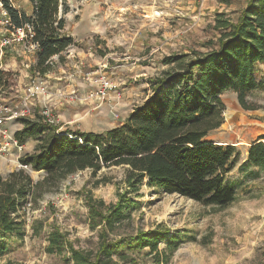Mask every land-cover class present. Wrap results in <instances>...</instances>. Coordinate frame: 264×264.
<instances>
[{"label": "rangeland", "instance_id": "374dc122", "mask_svg": "<svg viewBox=\"0 0 264 264\" xmlns=\"http://www.w3.org/2000/svg\"><path fill=\"white\" fill-rule=\"evenodd\" d=\"M246 1L60 0L68 10L64 15L65 32L74 45L63 54V64L53 58L49 83L54 87V75L63 72L66 78L72 67L80 64L82 75L89 73L93 78L104 75L121 95L116 100L110 91L108 99L98 107L92 101L71 106L69 109L76 112L74 119L78 122L72 126L59 122L60 132L78 131L76 127L81 124L84 127V123L93 133L122 125L129 113L152 94L149 81L169 68L163 65V58L208 50V42L215 41L219 34L214 27L216 15L223 13L235 21ZM9 3L28 12L29 5L24 0H9ZM2 11L0 6V72L4 73L0 80V109L3 106L20 109L29 78L34 74L33 57L26 42L11 41L13 37L3 24ZM255 76L264 81V64L258 66ZM76 82L86 84L82 76L74 81L66 80L68 86ZM59 89L68 94L75 88ZM87 93L88 90L78 92L82 97ZM221 100L225 106L223 123L207 139L234 145L239 153L234 169L226 176V182L235 188L236 200L222 209L203 206L149 187L144 180L138 191L131 194L137 208L114 231V237L161 226L169 229L170 235L180 234L178 246L165 264H264V169H239L250 145L263 134L264 82L261 89L248 95L250 110L238 104L233 92L224 93ZM32 104L31 113L38 112L39 102ZM22 126V121L12 120L5 128L14 136ZM18 144L21 150L11 147L0 153V174L6 177L22 169L34 185L45 173L23 169L18 163L25 154L33 152L36 142L26 138ZM124 180L125 168L111 166L103 167L95 176L89 171L78 172L55 187L46 184L34 191L29 196L30 210L20 207L13 216L23 223L25 233L20 239H7L0 264H71L66 262L65 252L60 255L47 252V235L54 230L65 235L75 248L94 249L99 228L96 231L89 228L85 195L104 205L115 204L125 188ZM166 248V243L158 245L159 251ZM147 251L145 248L131 255L138 264H155V254H146Z\"/></svg>", "mask_w": 264, "mask_h": 264}, {"label": "trees", "instance_id": "16d2710c", "mask_svg": "<svg viewBox=\"0 0 264 264\" xmlns=\"http://www.w3.org/2000/svg\"><path fill=\"white\" fill-rule=\"evenodd\" d=\"M28 2L29 15L9 0H0L9 30L31 28V41L37 46L31 72L44 76L52 71L53 58L63 64V54L74 45L65 32L68 10L60 0ZM214 27L219 34L208 42L205 52L163 58V65L169 68L149 81L152 94L118 127L103 133H56L58 127L46 125L38 115L22 120L15 139L22 143L30 138L36 146L19 162L45 176L33 185L22 169L6 177L0 174V254L7 249V239H20L25 233L23 223L13 216L27 197L43 185L55 187L78 172L89 171L95 176L103 167L121 166L125 168V188L111 205L85 195L89 228H99L94 249L75 248L57 230L48 233L47 252H65L64 258L71 264H138L131 253L145 248L146 254H155V264L167 262L178 246L179 233L173 236L169 229L157 226L114 237V231L137 208L131 194L144 180L149 187L203 206L222 209L236 200L235 188L226 182V176L234 169L239 153L235 146L216 145L207 138L223 123L221 96L225 92H233L238 104L250 110L248 95L263 87L255 74L257 65L264 63V0H247L235 21L217 14ZM3 74L0 72V80ZM248 167L264 169V134L250 145L239 169ZM160 243H166V250L159 251Z\"/></svg>", "mask_w": 264, "mask_h": 264}, {"label": "built area", "instance_id": "2783aa9c", "mask_svg": "<svg viewBox=\"0 0 264 264\" xmlns=\"http://www.w3.org/2000/svg\"><path fill=\"white\" fill-rule=\"evenodd\" d=\"M2 16L3 24L5 25L6 29L9 30L7 28L9 21L6 17L5 11H2ZM9 31L11 37H13L11 41L26 42L28 45V51L33 57L32 59L34 64L37 46L31 41L33 37L31 28L26 25L23 28ZM11 41H8L7 43ZM80 68V64L74 65L72 67L73 70L68 72V75L65 79L67 81H74L76 78L82 76L84 81H86L89 86L88 93L84 97L79 95L75 89L71 90L68 94H65L59 88L52 87L49 83V73L44 76H40L37 73L32 74V76L29 78V83L24 93L22 108L11 109V107L3 106L0 109V153H6L11 147L18 150L22 149V146L18 144L14 136L10 134L5 128L8 121L34 119L35 116L38 115L41 117L42 122L46 125L58 127L57 125L59 121L53 111L56 105L61 106L62 103H66L72 106H81L85 102L92 101L94 103V107H98L99 104H102L108 99L110 91H112L116 100L120 99V93H118V91L115 89L116 87L104 75L99 74L96 78L91 77V74L89 73H84L82 75ZM33 101L39 102L40 109L38 112L31 113V108L34 106V104H32ZM59 132L60 128H57L56 133ZM18 166L23 169L28 168L27 166H23L19 163ZM30 207V197L28 196L26 202L22 206V209L29 211Z\"/></svg>", "mask_w": 264, "mask_h": 264}, {"label": "crops", "instance_id": "0c3cea01", "mask_svg": "<svg viewBox=\"0 0 264 264\" xmlns=\"http://www.w3.org/2000/svg\"><path fill=\"white\" fill-rule=\"evenodd\" d=\"M24 2L26 3H28V12L26 11V10H23L24 12H26L28 15L31 13V6H30V4H29V2H28V0H24ZM69 52V50L67 49V53ZM264 63H261V64H259V65H257V67H256V69H258V66H260V65H263ZM55 77H54V81H55V83L53 84L54 85V87H59V88H61V89H64V90H66V91H70L72 88H75V90H77L78 92H84V91H87V90H89V86H88V84L86 83H84V84H81V83H78V82H76V84H73V86H68L67 85V83H66V80H65V76L63 75V72L61 73V74H56V75H54ZM262 81V83L264 82L263 81V79H260V82ZM226 93V92H225ZM71 106L72 105H63V106H60V105H56L54 108V110H55V112L57 113V119H58V121L59 122H61V123H68L69 125H73V124H75L76 122H78V121H76L74 118H75V116H76V112L74 111V110H71V109H69V108H71ZM56 115V114H55ZM263 125V124H262ZM86 123H84V127H83V125L81 124V126H77L76 128L78 129V131H80V132H94V130H90V129H87L86 128ZM80 127L82 128V129H80ZM68 128V127H67ZM77 131V130H76ZM262 133L264 134V127H263V129H262ZM262 134V135H263Z\"/></svg>", "mask_w": 264, "mask_h": 264}, {"label": "water", "instance_id": "95a60500", "mask_svg": "<svg viewBox=\"0 0 264 264\" xmlns=\"http://www.w3.org/2000/svg\"><path fill=\"white\" fill-rule=\"evenodd\" d=\"M216 145H231V144H224V143H219V142H214ZM231 146H234V145H231Z\"/></svg>", "mask_w": 264, "mask_h": 264}]
</instances>
